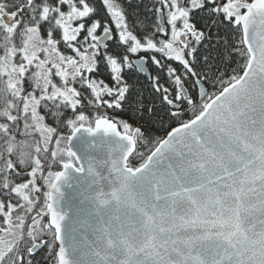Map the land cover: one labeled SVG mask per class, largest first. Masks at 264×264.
<instances>
[{
    "label": "snow or ice",
    "instance_id": "1",
    "mask_svg": "<svg viewBox=\"0 0 264 264\" xmlns=\"http://www.w3.org/2000/svg\"><path fill=\"white\" fill-rule=\"evenodd\" d=\"M0 264H264V0H0Z\"/></svg>",
    "mask_w": 264,
    "mask_h": 264
},
{
    "label": "trees",
    "instance_id": "2",
    "mask_svg": "<svg viewBox=\"0 0 264 264\" xmlns=\"http://www.w3.org/2000/svg\"><path fill=\"white\" fill-rule=\"evenodd\" d=\"M159 134H160V135H163V133H162V132H160Z\"/></svg>",
    "mask_w": 264,
    "mask_h": 264
}]
</instances>
